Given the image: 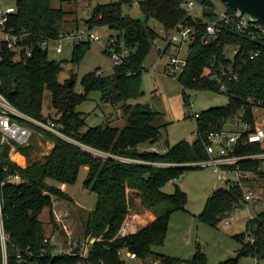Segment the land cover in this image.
<instances>
[{
  "label": "trees",
  "instance_id": "16d2710c",
  "mask_svg": "<svg viewBox=\"0 0 264 264\" xmlns=\"http://www.w3.org/2000/svg\"><path fill=\"white\" fill-rule=\"evenodd\" d=\"M133 1L144 15L143 20L123 14L122 5H130ZM186 1L200 6L199 16L190 14L181 6ZM222 4L225 12L234 11L231 6ZM92 9L84 24L89 30L106 26L115 31L114 44L103 51L110 55L111 49L121 53L125 48L128 53L123 56L121 64L113 66L111 74L97 70L84 73L80 80L81 92L74 89L75 74L64 82L57 80L61 64L48 59L43 45L45 40L56 39L62 30L60 24L65 12L60 7H52L51 0H16L14 11L8 14L4 24L6 29L11 28L19 36L22 49L20 58L15 57V51L0 40V93L31 117H46L59 122L65 136L75 141L33 129L28 145L16 144L20 153L29 158L33 151L38 152L34 139L38 133L44 140L48 139L52 147L42 157L30 158L25 167L10 159L9 144L0 145V183L4 182L0 184V215L3 230L8 235L7 264H79L81 258L78 254L52 253L53 244L44 242V239L58 230L52 214L53 198L72 200L57 183H74L81 169L86 172L82 187L96 194L94 207L86 211L82 225L83 237L95 239L87 252V261L92 264L100 261L125 264L119 252L123 249L142 261L158 259V264H208L204 252L199 249L185 260L153 250V246L165 241L170 214L183 210L187 199L185 191L176 184L172 193H164L162 188L185 171L201 167L188 163L208 157L204 143L209 132L220 128L238 113H242L245 121L254 123L255 111L264 108V34L254 29V37H251L226 24L218 17L215 0H115L97 3ZM149 18L160 24L162 37L167 38L179 24L195 31L194 40L188 45L186 64L175 78L183 88L184 103L190 105L187 89L214 90L227 96L226 105L202 110L194 118L196 138L192 142L182 139L169 145L166 139L163 142L166 150L162 153L146 148L160 139L161 125L155 121L160 112L147 103L136 101L144 93L141 89L143 62L154 41L161 38L160 31L147 24ZM212 22L218 32L208 36L205 27ZM168 44L163 47L161 55ZM89 45L90 41L86 40L73 43V61L78 62ZM228 46L235 49L231 56L226 55ZM45 88L51 93V106L58 114L56 117L42 113ZM93 90L102 92L104 102L118 104L126 122L124 126L106 123L83 129L84 117L76 106ZM84 146L111 156L95 155L83 149ZM256 150L257 146L251 145L240 151ZM123 158H137L144 162L133 163ZM258 163L255 160L239 165L248 168ZM8 173L18 174L19 179L8 180ZM257 176L264 180V172ZM134 198L155 217L135 232L118 236ZM241 198L242 190L237 185L218 187L206 197L196 217L216 228L223 214L230 212L233 204ZM248 235L253 239H247ZM232 237L241 243L236 257L218 264H236L241 256L264 258V209L245 224L243 231ZM79 249L77 246L74 251ZM19 253L20 260L17 258Z\"/></svg>",
  "mask_w": 264,
  "mask_h": 264
},
{
  "label": "rangeland",
  "instance_id": "374dc122",
  "mask_svg": "<svg viewBox=\"0 0 264 264\" xmlns=\"http://www.w3.org/2000/svg\"><path fill=\"white\" fill-rule=\"evenodd\" d=\"M16 0H0V10L11 6L15 7ZM115 0H51L52 7H60L64 12V21L60 24L61 29L87 28L85 19L90 16L92 8L97 3H109ZM217 9L224 11V5L215 0ZM192 15H200V6L194 5ZM124 15L144 19V15L138 8L137 2L133 1L130 5H122ZM147 24L153 26L160 31L161 38H157L152 45L147 57L143 62L144 69L142 70L141 89L143 95L139 96L136 101L147 103L151 107L160 112V115L155 120L161 125L160 139L146 147L148 150H159V145L168 140V144L172 145L182 139L192 142L195 136L196 120L193 113H199L214 106H223L227 104V96L218 91L207 89H187L189 95V104L184 103L182 96L183 88L174 77L163 71L164 66L169 61L171 55L175 54V46L168 44L165 52L161 55L160 52L169 41L168 37H162L160 24L154 19L149 18ZM98 36V40L90 41V45L82 53L78 62L73 61L72 48L73 40L65 37L60 40L62 45L61 52H56L55 48L59 40H48L45 45L47 49L48 59L60 62L61 69L58 73L57 80L64 82L72 74L76 76L75 91L81 92L80 80L84 73L95 71L102 74H111L113 69L112 59L103 50L107 44L109 35L115 34V31L108 29L106 26H98L90 29ZM2 34L0 33V40ZM164 38V39H163ZM163 39V40H162ZM233 49L228 46L226 55L231 56ZM160 54V55H159ZM181 57L187 56V45L181 47ZM102 92L93 90L88 93L87 98L79 105L77 110L84 117V128L89 126H98L100 124L109 123L114 126L122 127L126 124L122 112L118 106L111 105L101 99ZM42 113L44 116L50 115L56 117L58 114L51 106V93L48 88L44 89ZM256 119L261 126L264 125V108L256 110ZM34 139L37 142L38 152L34 158L42 155L49 150L50 141L44 140L41 134H35ZM28 145V144H27ZM26 146V145H25ZM144 146H140L143 148ZM85 149L87 147H84ZM16 149V145H15ZM158 152V151H157ZM99 154V153H98ZM100 155V154H99ZM102 155V154H101ZM100 155V156H101ZM105 155H102L104 157ZM17 160V159H16ZM20 166V163H17ZM77 180L72 184L57 183V185L68 193L71 201L64 199L53 198L52 214L56 222L58 230L54 231L55 253H58L59 248L66 249L68 246L83 242L86 238L82 234L83 220L86 216V211L94 207L96 194L88 188L82 187V181L85 178L86 172L79 171ZM251 183V181H248ZM174 184L186 193V204L183 210H177L170 214L166 238L163 244L153 246V250L164 255L176 256L182 260L189 259L196 249L202 250L206 256L208 264H218L219 261L228 258H234L237 255V248L241 243L235 239L234 233L244 230L245 221L239 219L234 221L230 226L223 227L220 223L216 228H213L202 221H199L196 215L200 213L204 206L206 197L216 188L224 187L223 180L217 178V173L207 166H201L196 169L185 171L180 178L168 181L162 191L164 193H172L175 189ZM252 185L255 186L254 183ZM261 197H264V190L259 192ZM135 199L132 202H135ZM142 208L140 203L136 201L130 208V219H133L135 212ZM61 246V247H60ZM81 247V244H78ZM125 264H149L153 258H148L145 261L141 259H130L122 254ZM183 264V263H181ZM236 264H257L256 258L253 256H241L237 259ZM258 264H264V258H260Z\"/></svg>",
  "mask_w": 264,
  "mask_h": 264
},
{
  "label": "built area",
  "instance_id": "2783aa9c",
  "mask_svg": "<svg viewBox=\"0 0 264 264\" xmlns=\"http://www.w3.org/2000/svg\"><path fill=\"white\" fill-rule=\"evenodd\" d=\"M183 8L192 13L194 9V4L192 1H186L182 3ZM14 11V7H7L4 10H0V33L2 34L1 41H3L9 49L15 51V57L20 58V50L22 46L19 44V36L12 32L11 28L6 29L4 24L7 20L9 13ZM219 19H223L226 24H230L240 33H246L247 35L254 37L253 30L258 29L259 33L264 34V24H259L256 21L251 20L248 15L238 9H234L233 12H225L218 10ZM205 32L208 36H212L218 32V28L215 22L209 23L205 27ZM195 31L192 27L187 25L179 24L176 29H174L168 36V43L175 46V54L171 55L169 61L167 62L166 71L170 76L177 78L183 66L186 64V57H181L180 50L182 45H188L194 40ZM68 37L73 40L74 43L79 41H95L98 40L97 34L91 32L88 28H74L61 30L58 33L57 40L59 42L56 45V52H61L62 45L60 40ZM54 39V40H56ZM114 36H108L107 44H114ZM156 41V40H155ZM154 41V42H155ZM48 40L43 42L45 46ZM235 52V49L233 50ZM110 57L112 59L113 66L121 64L123 61V56L128 53V50L123 48L121 53L110 50ZM27 56L30 55V51H26ZM224 89L223 86H221ZM192 116L195 118L198 116L197 113H193ZM31 125L29 127L26 124ZM33 129H38L39 131L47 132L55 135L64 140H72L70 137L65 136L62 132V125L49 118L37 119L31 117L22 111L18 110L13 106L1 93H0V145L9 144L10 151L19 152L15 149V145L25 146L29 143L32 136ZM204 143L205 150L208 157L204 160H199L198 162L188 163L191 166H207L213 169L214 173H217V178L223 180L225 183L224 188H232V186H239L242 190V198L233 204L232 210L230 212H225L219 221L223 227L230 226L234 221L239 219H244L245 224L252 218L255 217L257 212L264 209V197L259 195V192L264 190V180L257 178L260 172H264V125L261 126L256 119L254 123L245 121L242 119V113H238L230 117L224 124L214 131L209 132ZM75 142V141H74ZM251 145H256L257 150L251 152L240 151L242 147H247ZM87 147V146H84ZM84 147H82L84 149ZM89 152L95 155H105L104 157L111 156L104 152H99L89 147L86 148ZM99 153V154H98ZM162 153V152H161ZM99 155V156H100ZM101 155V156H102ZM115 158V156H113ZM130 162H144L137 158L128 159L123 158ZM12 160V159H11ZM14 160V159H13ZM12 160V161H13ZM259 161L258 165H251L248 168L240 167L239 163L248 161ZM14 162L17 164L16 160ZM18 165V164H17ZM8 180L17 181L19 179L18 174L8 173ZM256 178V180H255ZM248 181H251L249 183ZM1 182L0 184H3ZM252 183L255 184L252 185ZM130 212V208L128 210ZM0 213H1V200H0ZM123 223L117 233L118 236H123L128 234L127 224L130 221V214L127 213L123 219ZM245 228V226H244ZM55 235L48 236L44 239V242H50L53 244L52 253L56 250L55 244H58L54 240ZM247 239L252 240L253 238L248 235ZM8 240V235L5 234L3 230L1 215H0V248H1V258L0 264H7V252L6 243ZM81 244L78 252L74 251V248ZM75 243L74 246H68L66 249H60L58 253L67 254H78L81 258L79 264H92L87 261V252L90 248L93 239L87 237L83 242ZM61 247V246H60ZM121 254L130 259H136L137 255L126 250H119ZM31 254L29 253V257ZM17 258L22 259L20 253ZM142 261V260H141ZM158 259L153 258L149 264H158ZM96 264H104L101 261ZM140 264H142L140 262Z\"/></svg>",
  "mask_w": 264,
  "mask_h": 264
},
{
  "label": "crops",
  "instance_id": "0c3cea01",
  "mask_svg": "<svg viewBox=\"0 0 264 264\" xmlns=\"http://www.w3.org/2000/svg\"><path fill=\"white\" fill-rule=\"evenodd\" d=\"M166 67H167V63L164 66L163 71H166ZM49 147L50 148L52 147V143H50ZM50 148H49V150H50ZM49 150L47 152H45L44 154H47L49 152ZM165 150H166V148H165V146L163 145V142H162V144L159 145V150H156V151H158V152L161 153V152H164ZM36 152L33 151L32 154H31V157L28 158L25 154H22L20 152L9 151V157H10V159L13 160V158L11 157V154H13V153L16 154L17 155L16 162L17 163L18 162L19 163H23V164H20V166L25 167L29 163V159L30 158H34V157L37 156V155H35ZM39 157H37V158H39ZM22 158H23V160H22ZM136 201L138 202V199L137 200L135 199V202H132L133 205H134V203H136ZM131 207H132V205L130 206V208ZM128 213L130 214V212H128ZM130 216H132V214H130ZM154 217H155V215L152 212H150L149 210H146V209H143V208H139V211L138 212H135V215L133 216V219L132 220L130 219V221L127 224V231H128V233H133L139 227L147 225L148 223H150L154 219ZM256 263L257 264L259 263L257 258H256Z\"/></svg>",
  "mask_w": 264,
  "mask_h": 264
},
{
  "label": "water",
  "instance_id": "95a60500",
  "mask_svg": "<svg viewBox=\"0 0 264 264\" xmlns=\"http://www.w3.org/2000/svg\"><path fill=\"white\" fill-rule=\"evenodd\" d=\"M234 9L245 12L248 17L257 23L264 24V0H217ZM45 118V117H44ZM93 242H94V238ZM260 256H257L259 259Z\"/></svg>",
  "mask_w": 264,
  "mask_h": 264
},
{
  "label": "bare ground",
  "instance_id": "6f19581e",
  "mask_svg": "<svg viewBox=\"0 0 264 264\" xmlns=\"http://www.w3.org/2000/svg\"><path fill=\"white\" fill-rule=\"evenodd\" d=\"M11 157L14 159V160H16V158H17V155L16 154H11ZM19 163V162H18ZM20 164H23V163H20Z\"/></svg>",
  "mask_w": 264,
  "mask_h": 264
}]
</instances>
